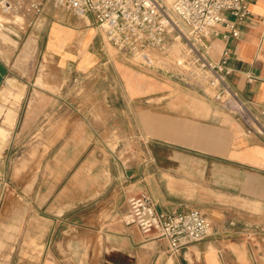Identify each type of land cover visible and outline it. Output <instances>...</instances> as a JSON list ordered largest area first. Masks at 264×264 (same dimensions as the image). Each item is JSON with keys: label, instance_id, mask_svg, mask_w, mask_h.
Returning <instances> with one entry per match:
<instances>
[{"label": "crops", "instance_id": "0c3cea01", "mask_svg": "<svg viewBox=\"0 0 264 264\" xmlns=\"http://www.w3.org/2000/svg\"><path fill=\"white\" fill-rule=\"evenodd\" d=\"M245 2L248 17L238 26V38L229 43L228 79L264 129V114L260 115L264 107V0ZM225 17L230 19L228 14ZM1 20L0 16L2 39L13 42L0 43V64L6 70L1 85L7 81V87L0 89L3 143L18 125L15 120L22 90L11 91L9 87L14 77L22 74L13 72L17 42L1 32ZM61 27V41L49 38L51 27L41 37V63L46 69L24 91L55 96L67 77L65 70L75 63L80 68L91 62L97 64L104 56L102 48L95 50L101 47L102 40H95L93 31ZM211 46L210 56L216 60L221 41L213 36ZM76 53L82 54L77 58ZM123 76L131 88V79ZM150 90L146 83H138L133 92L142 97ZM8 95L13 102L4 107ZM57 102L38 101L36 97L28 100L19 122L21 131L41 124L43 142L48 146L33 210H43L42 216L36 214V218L46 225V236H54V240L42 244L38 264H264V240L249 244L243 239L258 234L251 226L264 223V134L218 110L207 98L203 108H195L161 96L152 109L145 106L147 101L136 104L128 99L121 114L128 120V129L130 115L136 118L140 148L137 163L122 162L98 139L100 123L68 113L67 108H63L64 113H56L52 110L61 108ZM33 113L40 115L31 116ZM115 116L112 111L107 117L111 130L116 125ZM6 118L10 125L5 124ZM140 193L147 194L157 210L167 213L186 211L198 202L204 206H221L224 202L220 212L229 209L236 222L247 228L227 236H241L239 243L218 242L217 232H211L202 241L169 256L164 239L146 237L123 223L127 196ZM216 196L220 202L212 198Z\"/></svg>", "mask_w": 264, "mask_h": 264}, {"label": "rangeland", "instance_id": "374dc122", "mask_svg": "<svg viewBox=\"0 0 264 264\" xmlns=\"http://www.w3.org/2000/svg\"><path fill=\"white\" fill-rule=\"evenodd\" d=\"M0 16L3 19L1 20V32L17 42L13 52L15 60L13 72L22 74V76L14 77L12 86L9 87L11 91L22 90V98L18 104L15 120V124L18 125L13 134L11 129L7 140L0 143V264H38L42 257L40 253L42 244L50 239L54 240V236H46V225L36 218V214L42 216L43 210H33L34 204L37 202L36 195L39 185L43 179L42 168L44 159H47L45 153L48 146L43 142L44 133L40 131L41 124L31 125L29 129L24 127L25 130H20L19 122L22 119L26 102L30 99L35 100V97L36 100L44 102L56 99L60 102L61 108L52 111L64 113L63 108H67L68 113L73 112L93 118L96 123H100L97 132L98 139L102 140L122 162L137 163V154L140 148L137 140V121L131 114L130 130L126 128L128 120L123 119L121 114L125 110L123 109L124 101L131 99L136 104L147 101L145 106L153 108L154 102L159 97L167 96L185 104L190 103L195 108H203L206 98L208 99L204 95H210L211 91L206 89L203 94L198 87L187 86L178 77L162 75L159 72L134 66L126 56L106 42L103 34L92 20L76 18L65 10L55 8L50 4H46L38 15H7L0 11ZM61 26L93 31L95 40L98 38L102 40L101 47H95V50L102 48L104 56H101L102 58L97 64L91 62L84 68L78 67L77 63L73 67L70 64L71 68L68 67L70 70H65L63 73L64 76H67L64 78V83L62 80L63 87L55 96L49 93L39 95L24 91L25 86H31L34 77L45 68L44 63L43 66L41 63V37H44L51 27L49 38L55 42L61 41L62 36L59 33L63 30ZM1 42L13 44L12 40H3L0 35ZM26 43H29V46L23 52ZM87 51L91 50L87 49ZM87 51L85 50V52ZM176 52L177 48L173 46L170 55L174 56ZM77 54L75 56L78 58L82 53ZM74 57H71L72 60L75 59ZM164 60L165 64L169 62V65L171 64L170 59L165 58ZM123 75L129 76L131 79V88L127 87ZM138 83L143 85L146 83L151 86V90L141 97L138 93L133 92ZM4 87H7V81H4L0 89ZM12 98L11 95H8L4 107L12 105ZM112 111L116 112V125L112 126L111 130L108 127L107 117ZM131 112H134L133 108ZM39 115L33 113L31 116L38 117ZM124 150L127 153L123 152ZM130 151L132 152L131 156H128ZM150 160L153 161V158ZM212 198L219 202L221 200L217 196ZM225 205L223 202L221 206L219 204L204 206L203 203L198 202L184 210H197L204 214L212 225L211 232H217L216 241L225 243L226 240H231L239 243L242 239L241 236L236 238L227 236H234L235 233H240L247 227L240 226L229 209L220 212L219 207H225ZM250 228L258 234L246 236L243 239L249 244L262 243L264 223Z\"/></svg>", "mask_w": 264, "mask_h": 264}, {"label": "built area", "instance_id": "2783aa9c", "mask_svg": "<svg viewBox=\"0 0 264 264\" xmlns=\"http://www.w3.org/2000/svg\"><path fill=\"white\" fill-rule=\"evenodd\" d=\"M50 4L76 18L90 17L106 42L136 67L178 77L198 87L218 110L264 134L258 116L232 89L229 43L248 17L245 0H0V11L12 15H38ZM230 16V19L225 17ZM221 41L216 60L210 56L212 37ZM176 46L177 52L170 51ZM165 58L171 64H165ZM264 114L262 107L260 115ZM126 226L144 236L164 239L169 256L211 233L208 218L197 210L163 212L145 194L126 198Z\"/></svg>", "mask_w": 264, "mask_h": 264}, {"label": "water", "instance_id": "95a60500", "mask_svg": "<svg viewBox=\"0 0 264 264\" xmlns=\"http://www.w3.org/2000/svg\"><path fill=\"white\" fill-rule=\"evenodd\" d=\"M6 75V70L5 68L0 64V85H1V82L3 80V78L5 77Z\"/></svg>", "mask_w": 264, "mask_h": 264}, {"label": "bare ground", "instance_id": "6f19581e", "mask_svg": "<svg viewBox=\"0 0 264 264\" xmlns=\"http://www.w3.org/2000/svg\"><path fill=\"white\" fill-rule=\"evenodd\" d=\"M169 1V0H168ZM13 82L11 81L10 82V84H12ZM10 120H9V118H6V121H5V124H7V125H10L9 122ZM0 135H2V133H1V130H0Z\"/></svg>", "mask_w": 264, "mask_h": 264}]
</instances>
